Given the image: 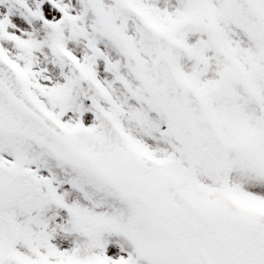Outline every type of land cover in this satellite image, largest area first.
<instances>
[{
    "label": "snow or ice",
    "instance_id": "obj_1",
    "mask_svg": "<svg viewBox=\"0 0 264 264\" xmlns=\"http://www.w3.org/2000/svg\"><path fill=\"white\" fill-rule=\"evenodd\" d=\"M0 264H264V0H0Z\"/></svg>",
    "mask_w": 264,
    "mask_h": 264
}]
</instances>
